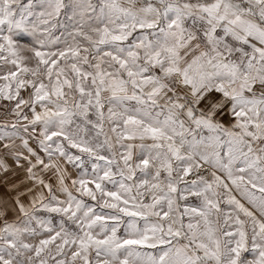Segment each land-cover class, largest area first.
<instances>
[{"label":"snow or ice","instance_id":"6c2138e0","mask_svg":"<svg viewBox=\"0 0 264 264\" xmlns=\"http://www.w3.org/2000/svg\"><path fill=\"white\" fill-rule=\"evenodd\" d=\"M34 3L0 0V101L16 117L0 148L49 195L16 200L0 264H264V0ZM212 92L222 99L199 107ZM225 105L231 127L215 119Z\"/></svg>","mask_w":264,"mask_h":264},{"label":"rangeland","instance_id":"374dc122","mask_svg":"<svg viewBox=\"0 0 264 264\" xmlns=\"http://www.w3.org/2000/svg\"><path fill=\"white\" fill-rule=\"evenodd\" d=\"M22 4H27L28 0H21ZM39 5V0H35L34 3V11L35 12H39L41 9L38 6ZM30 20H32L33 22H35V17H30ZM60 19V23L57 25V27L53 30V37H61V40H63V37L67 36V32L71 30L68 21L66 20V18L61 15ZM30 28V25H29ZM14 39L17 40L18 44L20 45H33V40H32V36L30 34V31H18L15 36ZM70 42V41H69ZM64 44L61 42L59 44H54L51 46V50L55 51L57 50V48H63ZM44 50H49V49H44ZM24 55L27 56H31V53L25 51L23 53ZM34 61H32L30 63V66H34ZM8 68H11V65H8L5 67V71H7ZM2 74V73H0ZM22 95H24L25 97H27V93L26 92H22ZM222 99V95L220 93H216V92H212L209 93L208 96L205 98V100L201 101V104L199 107L201 108H206V107H210V105L218 100ZM14 105V102H7V101H0V126H3L5 124L11 125L12 123L16 122V117L15 115L11 112V108ZM228 107L229 105H225V108L222 109L221 111H219L215 117V119H217L220 123H222L225 127H231V125L234 123V118L232 117V115L230 114V112L228 111ZM38 111L40 110L39 108L37 109ZM25 112L28 113L29 116H31V113L28 111V109H25ZM20 123H25L24 121H21ZM39 127V126H38ZM10 130V129H9ZM21 134L23 136H25V138H29V144L30 146L35 149L38 154L45 159V161L47 162V157L46 154L40 150L38 143L36 141V139L34 138H30V133H23L21 131ZM3 143V142H0ZM16 144L19 145L20 144V140L17 139L16 140ZM25 155H27V153L25 152ZM0 159H4L6 161V163L9 166V171L7 172V174L3 173L2 177L4 179H8L7 181H9V184L11 185V187L13 189H15V194L14 197L18 196L19 198L22 199V203L27 207L29 206V204L31 203V200L33 199L34 196L39 195L41 192H43L45 198L47 199L48 197V190L43 188L42 185L37 184L36 182H34L33 180H30L28 178V174L26 172V168H27V162L21 160V164L23 165V167H18L15 163V159L13 156L7 154L4 152V150L2 148H0ZM55 159V158H54ZM61 163V166L67 169V173L71 178H77L81 172V169L73 167L70 164H67L64 161H59ZM90 169V166H88ZM36 172L37 177H41L45 180L46 183H49L52 185L53 188V192L54 194L61 200L66 199L65 195L59 191L58 188V181L56 178V175L54 174V170H50V171H44L41 172L39 169L34 170ZM2 172H0L1 175ZM218 175H220L222 177V179H225V181L227 182V178L225 177V175L223 173H217ZM191 178V177H190ZM210 178V177H209ZM69 184V187H71V183L70 180L67 181ZM221 191H223V189H221ZM233 195L237 196V199H241V203H244L246 207H248L250 210L252 211H256L255 209L252 208L251 205H249L247 203V201L243 200L239 194L235 191V189H233ZM91 203V201H89ZM190 202L194 205H198L199 201L196 200L195 198L190 197ZM223 207V205H222ZM107 211V210H105ZM38 216H41L45 219H49L52 221L53 226H58L59 222L61 220V216L55 213H47V212H43V211H38L36 213ZM257 216H259V213H256ZM21 216H17L16 218L9 220L8 222H15L18 218H20ZM123 234V228L121 229V235ZM47 234H45L43 237H37L36 240L40 239V238H46Z\"/></svg>","mask_w":264,"mask_h":264},{"label":"crops","instance_id":"0c3cea01","mask_svg":"<svg viewBox=\"0 0 264 264\" xmlns=\"http://www.w3.org/2000/svg\"><path fill=\"white\" fill-rule=\"evenodd\" d=\"M2 175L3 172L0 175V212H3L4 215L0 216V226L3 225L5 220L9 221L21 216L16 200L19 199L22 202V199L18 196L14 197L15 189L11 187L9 181H7L8 179H4Z\"/></svg>","mask_w":264,"mask_h":264}]
</instances>
